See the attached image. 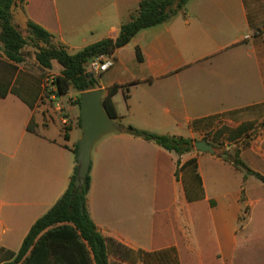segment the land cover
Here are the masks:
<instances>
[{
    "label": "crops",
    "instance_id": "0c3cea01",
    "mask_svg": "<svg viewBox=\"0 0 264 264\" xmlns=\"http://www.w3.org/2000/svg\"><path fill=\"white\" fill-rule=\"evenodd\" d=\"M139 1L16 0L10 14L20 30L32 21L74 53L114 39ZM256 2L187 0L182 11L138 29L110 53L113 64L97 78L103 94L119 85L111 96L118 115L113 120L187 138L201 125L215 135L222 126L248 122L234 140L224 132L219 139L235 145L247 136L253 121L244 115L264 117V32L253 34L264 21L256 20ZM0 59L12 68L0 95V251L5 252L19 249L32 223L67 188L81 127L78 92L50 95L43 88L59 65L55 75L44 77L43 67L7 60L1 48ZM59 108L67 117L64 131ZM216 117L226 123L213 125ZM189 159L199 179L185 165ZM230 159L196 149L178 154L125 131L101 135L90 152L86 208L96 229L113 240L106 245L108 264H264V184L258 179L259 187H251L259 191H249V175H241ZM224 168L234 179L228 186Z\"/></svg>",
    "mask_w": 264,
    "mask_h": 264
},
{
    "label": "trees",
    "instance_id": "16d2710c",
    "mask_svg": "<svg viewBox=\"0 0 264 264\" xmlns=\"http://www.w3.org/2000/svg\"><path fill=\"white\" fill-rule=\"evenodd\" d=\"M15 1L0 0V48L5 59L21 62L23 60L21 47L25 41L20 29L13 24L10 14V7ZM186 2L187 0H140L135 13L130 16L128 21L120 25L114 39L99 40L74 53L52 45L48 46L47 39L50 40L51 35L32 21L27 22L26 31L40 37L47 44L46 48H39L34 53L37 64L49 69L52 67V60H55L60 66L59 72L53 76L52 81L55 85L53 91L55 95L65 94L69 88H73L78 92L76 103L79 104L80 92L98 87L97 77L83 70V64L88 58L99 53H112L114 49L124 45L138 29L165 21L175 13L182 11ZM137 58L140 59L138 51ZM3 65L8 66L9 64L0 59V68ZM6 85L7 80L5 81L0 76L1 96L6 93ZM118 87V84L108 87L101 100L104 111L112 119H116L118 116L111 99ZM78 123L80 125V116ZM261 126H264V119L261 121ZM123 127L124 131L129 134L153 141L178 154L189 151L192 147L191 138L155 133L130 124ZM248 127V122L233 128L222 126L213 136L215 139H219L225 133L226 139L232 141L244 134ZM31 128L32 124L27 125V129ZM72 151L75 156L76 144ZM230 162L244 175L253 174L264 184V177L251 170L239 157L234 156ZM185 165H191L195 172L194 159L187 160ZM76 173L75 157L73 172L67 188L57 201L32 223L19 249L5 251L4 260H11L8 264H108L106 245L108 241L113 240L103 236L96 229L86 208V194L90 183L89 170L83 179L80 190L73 188ZM195 174L199 179L197 172Z\"/></svg>",
    "mask_w": 264,
    "mask_h": 264
},
{
    "label": "rangeland",
    "instance_id": "374dc122",
    "mask_svg": "<svg viewBox=\"0 0 264 264\" xmlns=\"http://www.w3.org/2000/svg\"><path fill=\"white\" fill-rule=\"evenodd\" d=\"M255 8L257 10V18L256 20L259 21L260 18L264 21V3L261 0H257ZM23 38H24V44L21 47L22 51V61L21 65H30V64H37L36 59L34 57V53L39 48H46V43H44L40 37L35 36L33 33L28 32L26 30H20ZM264 32V23L261 24V26H257L256 29L253 31L254 36H260L261 33ZM48 40V46L52 45L56 48L64 49V46L61 44H57L51 41V39ZM52 66L50 69H42L41 68V75L44 77H50V75H55V72L57 71L58 65L55 60H52ZM54 68V69H53ZM12 68L9 66H1L0 68V76L5 81L9 76L11 75ZM99 76H97L98 78ZM246 118L252 119L253 128L250 129L247 136L242 138L238 143L235 145L233 143L227 142L225 139H218L215 140L213 138V130L207 129L204 125H201V129L198 132H195L192 136V144L195 140H206L213 144L214 146V152H216L218 155L220 154H227V157L233 158L234 156L239 157L244 163H246L249 166L257 167L260 170H262V174L264 175V160L262 159L261 155H264V128L261 127V121L264 119L263 116L257 115L256 112L248 113L244 115ZM223 122L226 123V119L216 117L212 120L213 125H220ZM262 139V141H261ZM192 151H195V148L191 147ZM257 150L258 153H255L254 151ZM197 151V150H196ZM207 172H208V179L211 183V177H210V168L207 165ZM223 171V182L225 186H228L229 184L234 182V179L232 178V175L226 171L227 169L224 168ZM244 173H241V175ZM249 175L248 180L246 181L245 187L248 186V190L252 192L259 191V188L251 187L252 184H261L258 178H256L253 174H247ZM250 188V189H249ZM256 188V189H255ZM247 189V188H246ZM6 254L3 251H0V264L3 263H10L11 260H4Z\"/></svg>",
    "mask_w": 264,
    "mask_h": 264
},
{
    "label": "water",
    "instance_id": "95a60500",
    "mask_svg": "<svg viewBox=\"0 0 264 264\" xmlns=\"http://www.w3.org/2000/svg\"><path fill=\"white\" fill-rule=\"evenodd\" d=\"M103 89L100 87L79 93V113L81 134L76 143L77 173L73 188L80 190L89 170L90 152L95 141L104 133L124 131V127L109 117L102 106ZM192 146L198 151L214 152L213 145L206 140H195Z\"/></svg>",
    "mask_w": 264,
    "mask_h": 264
},
{
    "label": "built area",
    "instance_id": "2783aa9c",
    "mask_svg": "<svg viewBox=\"0 0 264 264\" xmlns=\"http://www.w3.org/2000/svg\"><path fill=\"white\" fill-rule=\"evenodd\" d=\"M113 64V57L110 54L99 53L88 58L83 64V70L86 73H89L93 76H98L104 71H106ZM43 86V88H47L50 91V95H52L55 89V85L53 84V79L48 80ZM59 121L62 125L63 131L65 130L67 124V117L64 112L59 108Z\"/></svg>",
    "mask_w": 264,
    "mask_h": 264
}]
</instances>
